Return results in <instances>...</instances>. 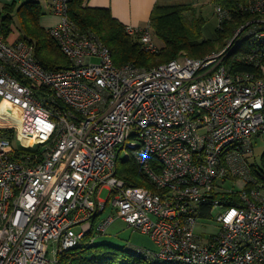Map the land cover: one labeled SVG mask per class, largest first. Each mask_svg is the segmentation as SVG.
Segmentation results:
<instances>
[{
  "label": "built area",
  "instance_id": "obj_1",
  "mask_svg": "<svg viewBox=\"0 0 264 264\" xmlns=\"http://www.w3.org/2000/svg\"><path fill=\"white\" fill-rule=\"evenodd\" d=\"M71 2L51 0L61 21L48 33L67 69L47 70L34 45L0 35V98L11 106L0 118V264H59L117 219L152 238L157 251L129 248L161 264H264V186L251 165L264 136V62L239 53L257 70L225 64L247 39L264 45V0L239 7L255 18L222 52L149 69L117 67L100 37L71 20ZM216 15L220 25L233 17L221 5ZM126 32L160 52L151 24ZM123 161L150 187L120 179ZM111 201L114 216L102 218ZM209 220L218 233H197Z\"/></svg>",
  "mask_w": 264,
  "mask_h": 264
},
{
  "label": "trees",
  "instance_id": "obj_2",
  "mask_svg": "<svg viewBox=\"0 0 264 264\" xmlns=\"http://www.w3.org/2000/svg\"><path fill=\"white\" fill-rule=\"evenodd\" d=\"M253 0H215L218 5L232 14V19L221 23L217 32V39L207 41L203 39L202 29L205 18L196 17L192 5H157L151 16V27L156 43H160V52L152 55L145 52L138 39L126 32V26L116 20L109 10L84 6L83 0H72L69 15L72 21L82 30L95 33L103 43L110 48L114 64L117 67L134 65L138 68H152L164 63L172 62L186 53L192 58H203L210 51L214 52L216 45L224 46L232 40L236 32L255 15L238 10L240 6H247ZM15 6H6V15L1 24L0 35L8 39L13 32V17L10 14ZM21 19V40L35 46V56L47 70L57 71L69 68V61L49 34L41 27L40 20L43 12L38 2L24 3L18 9ZM188 14H192L189 19ZM239 53L257 54L264 62V45L255 43L251 47L250 40H245L235 52L225 61L233 72L256 71L254 64L238 62ZM260 60V61H261ZM13 136V131H11ZM35 153L40 149H28ZM256 173V171H253ZM117 176L128 185L135 187H149L139 166L134 161H123L119 164ZM258 183L264 186V175H259ZM237 196H231V205L237 203ZM207 213V211H206ZM92 233L75 248L64 252L59 258V264H161L153 259L131 250L129 245L117 248L104 243L92 244ZM98 238V237H97Z\"/></svg>",
  "mask_w": 264,
  "mask_h": 264
},
{
  "label": "rangeland",
  "instance_id": "obj_3",
  "mask_svg": "<svg viewBox=\"0 0 264 264\" xmlns=\"http://www.w3.org/2000/svg\"><path fill=\"white\" fill-rule=\"evenodd\" d=\"M50 1L51 0H11L10 4L8 6H15L13 7V10H11L10 14L13 17V23H12V28H13V33L10 37V40H13L17 34H20V27H21V19L20 15L18 14V9L20 6H22L24 3L27 2H38L42 8L43 12V24L48 26L49 24L55 23V20L52 19L51 17H55L56 15L51 12L50 9ZM16 2V3H14ZM6 7V6H5ZM0 4V30H1V24L2 21L6 15V12L4 11L5 8ZM200 12H202L203 18H205V24L202 29V35L203 39L207 41H214L217 39V32L219 29V26L217 27V23L219 22V18L217 15H215L214 7H205L202 11V9H199ZM55 15V16H54ZM196 17H199L198 15V10L195 12ZM189 19H191L193 16L192 14H188ZM51 19V20H50ZM48 28V27H47ZM244 33L240 37L243 36ZM245 35V34H244ZM21 40V38H19ZM242 40V38H239V43ZM231 41V40H230ZM230 41L227 43L226 46H224L222 43H218L216 45V48L213 49L215 50L214 52L210 51L207 56H210L214 53H220L223 50H225L228 45L230 44ZM157 44L160 46V43L157 42ZM237 45V44H236ZM188 56L186 53L182 54L179 58ZM203 57V58H205ZM178 58V59H179ZM192 58V57H190ZM194 59H202V58H194ZM166 64V63H164ZM162 65V64H161ZM156 67V66H155ZM153 68V67H152ZM2 102V99L0 98V104ZM253 145H254V155L251 158V165L252 170L256 171V173H253V177L258 180L259 175H264V136H261L260 138L256 136L253 139ZM15 148H19L20 143L18 141H15L14 143ZM125 157V152L122 153V159ZM145 183L147 186L150 187L149 183L145 180ZM245 184L243 182L239 181H228L226 183L227 189H232L234 191H240L243 189ZM258 187L261 189L262 184H258ZM109 197V191L108 190H103L102 193L100 194V199L102 200H107ZM114 216L113 210H112V201L110 202V205L107 209V211L102 215V218H107L109 216ZM202 223L198 228H197V233H218V229L215 226V223L211 220L209 221H202ZM97 243H104L108 244L117 248H123L126 247L127 245H133L138 248L142 249H148L152 251H157L158 247L155 244V242L152 240L150 236L144 235L140 232L134 231L132 228H129L126 223H124L121 219H117L116 222L108 229L107 234L100 236L97 238Z\"/></svg>",
  "mask_w": 264,
  "mask_h": 264
},
{
  "label": "crops",
  "instance_id": "obj_4",
  "mask_svg": "<svg viewBox=\"0 0 264 264\" xmlns=\"http://www.w3.org/2000/svg\"><path fill=\"white\" fill-rule=\"evenodd\" d=\"M10 2L11 0H0V4L4 7L8 6ZM157 5H192L195 12L198 10V15L203 17L202 12H200L199 9H202L203 11L205 7L213 6L216 15V6L218 4L215 0H87L86 6L90 8L107 9L112 16L124 26L139 28L147 27L150 24L151 16ZM50 9L52 12L51 1ZM51 18L55 20V23H51L48 26L43 24V17L40 20L41 27L46 30L47 33H49L51 29L57 27L61 21L59 16ZM218 26L220 28V21L217 23V27ZM19 33L20 34H17L13 40H10L11 34L7 40L10 42L20 40L19 38L22 37V34L21 32ZM2 102L0 106L2 105Z\"/></svg>",
  "mask_w": 264,
  "mask_h": 264
},
{
  "label": "bare ground",
  "instance_id": "obj_5",
  "mask_svg": "<svg viewBox=\"0 0 264 264\" xmlns=\"http://www.w3.org/2000/svg\"><path fill=\"white\" fill-rule=\"evenodd\" d=\"M9 111H11V106L6 102H4V103L2 102V105L0 106V118L3 117V114H6ZM26 143H28V142H26Z\"/></svg>",
  "mask_w": 264,
  "mask_h": 264
}]
</instances>
